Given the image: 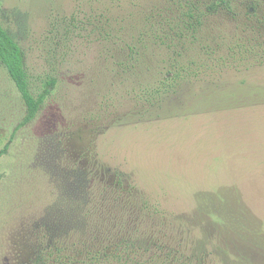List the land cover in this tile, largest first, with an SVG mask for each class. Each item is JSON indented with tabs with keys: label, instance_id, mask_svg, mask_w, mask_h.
Here are the masks:
<instances>
[{
	"label": "rangeland",
	"instance_id": "1",
	"mask_svg": "<svg viewBox=\"0 0 264 264\" xmlns=\"http://www.w3.org/2000/svg\"><path fill=\"white\" fill-rule=\"evenodd\" d=\"M74 6L0 0L34 91L57 81L25 124L0 66V264H264V65L186 83L156 117L137 99L154 65L123 74L87 33L52 44Z\"/></svg>",
	"mask_w": 264,
	"mask_h": 264
},
{
	"label": "trees",
	"instance_id": "2",
	"mask_svg": "<svg viewBox=\"0 0 264 264\" xmlns=\"http://www.w3.org/2000/svg\"><path fill=\"white\" fill-rule=\"evenodd\" d=\"M73 1L72 14L56 15L51 23L52 44L58 47L78 32L87 33L108 48L123 74L142 63L154 65L163 77L137 99L155 109L156 117L169 114L164 112L167 99L186 83L214 81L219 77L211 76L226 68L264 65V0ZM0 66L26 106L24 123H31L57 81L50 78L44 91H34L25 53L1 22Z\"/></svg>",
	"mask_w": 264,
	"mask_h": 264
}]
</instances>
